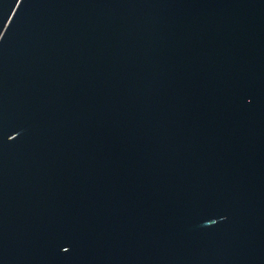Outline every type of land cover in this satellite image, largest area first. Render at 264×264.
I'll return each instance as SVG.
<instances>
[{"label":"water","instance_id":"95a60500","mask_svg":"<svg viewBox=\"0 0 264 264\" xmlns=\"http://www.w3.org/2000/svg\"><path fill=\"white\" fill-rule=\"evenodd\" d=\"M0 264H264V0H0Z\"/></svg>","mask_w":264,"mask_h":264}]
</instances>
